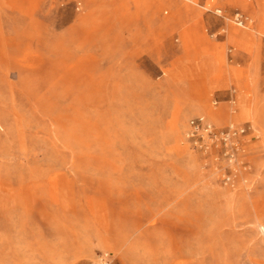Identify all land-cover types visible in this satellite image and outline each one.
<instances>
[{"label": "rangeland", "instance_id": "obj_1", "mask_svg": "<svg viewBox=\"0 0 264 264\" xmlns=\"http://www.w3.org/2000/svg\"><path fill=\"white\" fill-rule=\"evenodd\" d=\"M230 2L0 0V264H264V0ZM197 117L252 129L234 162Z\"/></svg>", "mask_w": 264, "mask_h": 264}, {"label": "built area", "instance_id": "obj_2", "mask_svg": "<svg viewBox=\"0 0 264 264\" xmlns=\"http://www.w3.org/2000/svg\"><path fill=\"white\" fill-rule=\"evenodd\" d=\"M214 13L218 17H222L220 9H215ZM233 23L238 28H245L249 21L245 16L236 13L233 16ZM230 102L235 103L233 96L230 97ZM213 104H216L214 102ZM188 139H190L195 146H200L204 149L209 147L220 148L223 156L230 162L235 161V155L241 149L242 139L252 132L248 125L235 126L230 123L222 129H215L214 126L207 121L205 117H197L189 121ZM206 141V143H204ZM231 177L227 176L225 182L229 183Z\"/></svg>", "mask_w": 264, "mask_h": 264}, {"label": "crops", "instance_id": "obj_3", "mask_svg": "<svg viewBox=\"0 0 264 264\" xmlns=\"http://www.w3.org/2000/svg\"><path fill=\"white\" fill-rule=\"evenodd\" d=\"M240 1H243V0H232V2H230L229 3V5L230 6H233V5H239L237 2H240ZM244 9H246V7L245 6H242ZM234 31V30H233ZM233 31H231V33L233 32ZM231 35L232 34H230L229 35V37H228V39L229 40H232V41H235V42H238L240 39H232L231 38ZM227 40V39H226ZM209 50V49H208ZM211 52L209 53V51H208V54H210V55H213V56H215V57H217V59L219 58V52H215V51H212V50H210ZM220 61V60H219ZM231 121V120H230Z\"/></svg>", "mask_w": 264, "mask_h": 264}, {"label": "bare ground", "instance_id": "obj_4", "mask_svg": "<svg viewBox=\"0 0 264 264\" xmlns=\"http://www.w3.org/2000/svg\"><path fill=\"white\" fill-rule=\"evenodd\" d=\"M248 21H249V19H248ZM249 23H250V21H249ZM249 23H248V24H249ZM247 27H248V25H247L245 28H241V29H242V30H245Z\"/></svg>", "mask_w": 264, "mask_h": 264}]
</instances>
